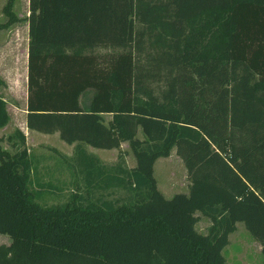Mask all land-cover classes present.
I'll return each instance as SVG.
<instances>
[{
	"label": "trees",
	"instance_id": "16d2710c",
	"mask_svg": "<svg viewBox=\"0 0 264 264\" xmlns=\"http://www.w3.org/2000/svg\"><path fill=\"white\" fill-rule=\"evenodd\" d=\"M12 6L0 29L26 22L25 126L74 143L86 171L42 206L24 135L5 137L0 264H224L237 222L264 264V0H28L25 18ZM95 49L110 62H62ZM121 142L135 163L111 173L82 148L119 157ZM171 149L189 182L165 198L153 163Z\"/></svg>",
	"mask_w": 264,
	"mask_h": 264
},
{
	"label": "rangeland",
	"instance_id": "374dc122",
	"mask_svg": "<svg viewBox=\"0 0 264 264\" xmlns=\"http://www.w3.org/2000/svg\"><path fill=\"white\" fill-rule=\"evenodd\" d=\"M5 1L0 0V22L6 19L1 11ZM12 10L17 17L25 18L28 14V0H13ZM25 23L24 20L16 22L8 29H12L14 26L22 29ZM8 29L2 31L3 35H7ZM16 84L18 86L17 97L20 98L21 90L19 89V84ZM137 136L141 137V133L137 132ZM44 142L46 143L44 145L46 148L29 145L32 165L28 189L34 194V201L42 206H50L64 202L73 188V183L75 185V183L82 182L86 170L83 167V163L74 154L68 153L69 147L61 139L52 136L47 138L46 141L44 140ZM1 144L6 146L5 142ZM7 148L10 151L13 150L9 146ZM102 158L103 162L99 161L98 164L103 165L105 170L110 173L114 172L117 166L130 168L135 163L127 142H122L121 155L119 157L115 153L113 155L107 153ZM153 177L155 178L157 189L165 198H170L176 192H187L189 181L186 171L174 149H171L168 156L158 157L154 161ZM51 186L54 188H50ZM109 190L111 192L108 194ZM104 192L106 198L113 199L118 196L123 199L126 196L123 190L116 188L106 189ZM197 215L199 214L197 213ZM208 224L209 220L199 215L195 229L204 233ZM235 225L236 229L228 234V243L221 250L225 259L224 264H262L259 244L250 236L240 222L235 223ZM8 242L9 238L0 234V244H7Z\"/></svg>",
	"mask_w": 264,
	"mask_h": 264
},
{
	"label": "crops",
	"instance_id": "0c3cea01",
	"mask_svg": "<svg viewBox=\"0 0 264 264\" xmlns=\"http://www.w3.org/2000/svg\"><path fill=\"white\" fill-rule=\"evenodd\" d=\"M9 27L0 29V98L5 102L8 116L7 123L3 127H0V145L7 148L8 144L5 142V137L15 129H18L24 135L25 146L30 153L29 145L46 148L44 140L46 141L47 138L52 136L58 137V134L57 132L41 133L27 129L25 126L27 26L25 23L22 29L16 26L8 29ZM6 29H8L7 35H3L2 31ZM62 62H110V58L107 50L95 49L93 52H83L82 55H79L73 61L65 59ZM16 83L19 84V89L21 90L20 98L17 97L18 86H16ZM29 141L31 142L29 143ZM2 142H5L6 146H3ZM121 144L122 142L120 143V149ZM66 145L69 147L68 153L74 154V143ZM82 148L85 154L95 156L100 162H103L102 156L107 153L109 155L115 153L118 157L117 149L114 148L101 149L89 145H82ZM79 155L88 159L84 154L79 153Z\"/></svg>",
	"mask_w": 264,
	"mask_h": 264
}]
</instances>
